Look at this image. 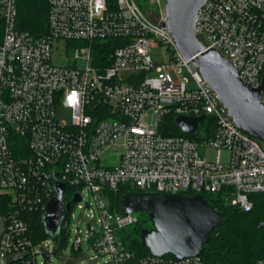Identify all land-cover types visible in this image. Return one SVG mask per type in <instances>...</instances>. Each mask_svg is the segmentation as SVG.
I'll return each instance as SVG.
<instances>
[{
  "label": "built area",
  "instance_id": "obj_1",
  "mask_svg": "<svg viewBox=\"0 0 264 264\" xmlns=\"http://www.w3.org/2000/svg\"><path fill=\"white\" fill-rule=\"evenodd\" d=\"M45 1L47 32L35 34L20 26L19 0H0V196L7 202L0 213V264H37L38 242L25 215L45 211L57 182L66 184L65 192L72 188L71 199L78 190L82 196L67 211L65 228L74 204L88 206L80 202L83 188H90L101 228L90 226L85 239L116 264H203L201 255L138 257L120 234L140 217L113 208L106 191L214 194L249 211L252 195L264 193V148L258 138L233 122L192 60L180 55L160 0H149L157 5V18L138 0ZM195 34L207 49L232 61L243 81L262 84L264 0H207L199 8ZM159 44L171 50L166 64L153 62ZM79 58L86 60L84 68L77 66ZM125 70L132 73L123 78ZM60 109L68 118L59 116ZM203 114L188 133L197 138L165 130L167 115ZM208 116L216 122L213 137L199 132ZM200 145L216 148V158L201 159ZM222 149L230 152L227 161ZM114 154L116 164L103 162ZM83 240L78 233L73 242L81 258L88 254L82 252ZM61 246L57 240L53 249ZM257 264H264V257Z\"/></svg>",
  "mask_w": 264,
  "mask_h": 264
},
{
  "label": "water",
  "instance_id": "obj_2",
  "mask_svg": "<svg viewBox=\"0 0 264 264\" xmlns=\"http://www.w3.org/2000/svg\"><path fill=\"white\" fill-rule=\"evenodd\" d=\"M207 0H165L166 25L175 38L178 52L185 60H192L203 78L227 107L233 122L244 132L264 140L263 84L253 87L239 76L238 69L215 48L207 49L195 34L199 8ZM264 78V77H263ZM205 115L176 118L184 133L193 132ZM66 184L56 183V195L49 200L41 216L44 230L55 242L61 232L72 202L81 201L78 190L65 201ZM123 213L145 211L152 223L140 231L142 245L152 255L173 254L183 258L201 255L211 233L224 220V213L216 210L202 194H162L157 192H128L123 195ZM56 250L42 253L45 258Z\"/></svg>",
  "mask_w": 264,
  "mask_h": 264
},
{
  "label": "trees",
  "instance_id": "obj_3",
  "mask_svg": "<svg viewBox=\"0 0 264 264\" xmlns=\"http://www.w3.org/2000/svg\"><path fill=\"white\" fill-rule=\"evenodd\" d=\"M48 4L45 0H19V22L23 29L35 34L47 32ZM2 28L0 26V40ZM208 120V121H207ZM209 124L207 136L213 137L216 122L211 117L205 118L202 123ZM165 130L177 135H186L197 138L198 135L183 133L176 124L175 115L165 117ZM71 187L67 186L64 193L65 201H70ZM128 192H139L138 189L119 188L118 190L106 191L113 208L123 210L122 198ZM204 197L218 211L224 213L223 222L211 233L210 242L204 245L201 258L203 264H257L264 257V193L252 195L254 207L247 211L238 206L227 204L219 195L205 194ZM5 197L0 196V213L4 212ZM3 205V206H2ZM43 211H28L25 220L30 226V236L35 242H40L44 236L49 237L43 227L41 216ZM68 213H66V216ZM65 216V218H66ZM152 223L146 217L140 219L136 225L127 227L121 232L127 246L136 252L137 256L149 254V250L141 243L140 231L144 227H151ZM67 228L62 226L57 240L64 241ZM174 257L173 254H167ZM137 261H134V263Z\"/></svg>",
  "mask_w": 264,
  "mask_h": 264
},
{
  "label": "rangeland",
  "instance_id": "obj_4",
  "mask_svg": "<svg viewBox=\"0 0 264 264\" xmlns=\"http://www.w3.org/2000/svg\"><path fill=\"white\" fill-rule=\"evenodd\" d=\"M142 8L152 17L157 18V13L154 11L157 9V5L153 6L150 4L149 0H138ZM161 5L164 7L165 0H160ZM57 54H54V60H56ZM152 57L154 64L160 65V64H166L170 61L171 56V50H169L167 45L159 44L155 47H153L152 50ZM53 60V61H54ZM77 66L80 68H84L86 65V60L83 58H79L76 61ZM132 72L130 70H125L121 73V76L123 78H126L128 75H130ZM161 73L158 72H150V76L160 75ZM185 76H188L191 79V75L189 72L183 73ZM192 81V79H191ZM59 116L62 118H68L69 112L65 110H59ZM208 121V120H207ZM204 122V123H207ZM201 123L199 126V132L205 131L203 128V124ZM260 144L264 148V140L258 138ZM199 156L201 159H209L213 160L216 158L217 155V149L207 146V145H200L198 147ZM230 152L227 149H222L221 157L223 161H227L229 159ZM117 155H113L109 158H106L103 160L105 163H114L116 164L118 162ZM83 196L84 200L80 203H82L84 206L88 204L87 207L84 209L79 208L78 204H74L71 211L69 212V225L67 227V231L65 233L64 241L62 242V246L57 251V254H52L50 257L45 258L42 256L43 248L42 244H44L45 251L46 252H52L54 248L55 242L47 237L44 236L40 239L42 244H39L41 242H38L35 246V253H37L36 263L37 264H116L113 260V258L110 255H102L97 250L91 247V244L88 239H85L87 232L90 229V226L93 227L95 230H99L101 228V225L99 224V211L96 205V200L94 197V194L88 187L83 188ZM228 199L230 202L233 201L234 195H229ZM136 214L140 217V219L148 218V214L145 211H136ZM150 222V220H149ZM80 233L82 237H84V240L82 242V252H87V256L82 257L79 256L81 253H78L73 248V242L77 234ZM75 256L78 259L67 262L65 260V257ZM79 256V257H78ZM89 256L91 259H89ZM73 259V258H72Z\"/></svg>",
  "mask_w": 264,
  "mask_h": 264
}]
</instances>
